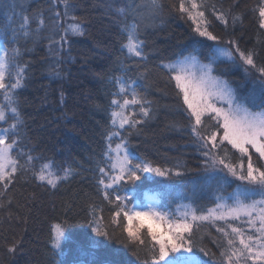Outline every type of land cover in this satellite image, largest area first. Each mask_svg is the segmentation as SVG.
Segmentation results:
<instances>
[{
	"label": "snow or ice",
	"instance_id": "6c2138e0",
	"mask_svg": "<svg viewBox=\"0 0 264 264\" xmlns=\"http://www.w3.org/2000/svg\"><path fill=\"white\" fill-rule=\"evenodd\" d=\"M50 3L52 15L48 21L43 13L23 15L18 24L13 23V17H8L0 31V208L4 207L3 197L20 173L30 174L36 182L52 189L74 174L70 165L58 167L54 161L33 155L31 151L27 154L18 151L24 125L19 90L25 86L28 67L23 57L25 52L32 51L31 48L21 49L20 38H24L25 44L31 41L33 45L48 41L49 54L57 58L48 71L59 78L58 61L65 45L70 44L69 37L85 35L83 21L74 14L73 0H50ZM166 7L178 12L182 18L186 16L195 25L193 31L202 38L193 41L190 51L178 53L174 59L161 62L157 67L166 83L174 88L176 111L187 120V130L199 156L203 157L193 178L192 193L183 198L189 202L178 204L173 213L163 210L157 199L171 196L167 189L146 197L154 201L146 204L134 202L133 196L127 193L126 186L136 184L142 178L148 181L152 176L182 177L187 173L180 162L175 168H163L130 151L121 130H135L137 125L144 123L151 116V101L137 91L135 79L125 80L123 76L115 77L114 81L118 92L111 100L114 106L112 129L105 136L103 161L97 165L98 191L114 209L111 224L122 229L128 244L145 250L144 264H208V260L197 253L211 259L213 264H264V66L257 65L253 51H242L236 41H223L209 30L206 26L208 6L204 0H179L178 4L167 6L164 0H109L106 11L115 14L122 53L126 52L128 58L143 64L141 78L146 79L150 71L146 65L149 57L145 53L142 30L155 26ZM253 11L258 13L259 28L264 30V0H258ZM212 14L227 27L228 17L224 12H218L215 5ZM220 65L229 67L218 71ZM241 65L247 75L257 74L247 94H242L227 79L230 68ZM136 105L139 106L138 116L135 109L128 111L130 106ZM180 126L179 122L172 125ZM113 136L121 137L115 147ZM229 187H232L231 191H228ZM201 192L211 194L214 206L205 210V206L195 205L196 194ZM102 211L91 206L88 226L95 237L111 239L109 231L100 226ZM176 215L182 219H175ZM217 221L223 223L217 224ZM232 221L245 222L248 230ZM197 222H211L223 237L218 245V257L210 255L196 242ZM67 223L65 220L64 224ZM64 224L50 225L49 244L54 254L62 249ZM145 230L148 239L144 238ZM85 241L90 247L82 250L81 255L86 259L80 264H121L117 259L96 258L93 249L103 245L90 237ZM17 244L8 247V253H14ZM134 255L140 258L138 251Z\"/></svg>",
	"mask_w": 264,
	"mask_h": 264
},
{
	"label": "trees",
	"instance_id": "16d2710c",
	"mask_svg": "<svg viewBox=\"0 0 264 264\" xmlns=\"http://www.w3.org/2000/svg\"><path fill=\"white\" fill-rule=\"evenodd\" d=\"M108 2L73 0L74 14L83 21L85 35L69 37L70 44L65 45L58 61L59 78L48 71L49 65L56 63L57 58L49 54L47 40L37 45L31 41L25 44L22 37L19 40L22 50L31 48L32 51L25 52L23 57L28 67L25 86L19 90L24 125L18 151L25 154L31 151L33 155L54 161L58 167L70 165L74 174L55 189L41 185L30 174L17 175L10 191L3 197L4 207L0 208V264H80L86 259L81 255L82 250L90 247L86 237L103 245L93 249L98 259H117L121 264H144L145 250L128 244L122 229L111 224L114 209L104 200L96 183L99 176L97 165L103 161L106 150L105 136L112 129L111 111L114 106L111 100L118 92L114 82L117 76H123L125 80L135 79L137 91L151 101V116L144 123L137 125L135 130H121L129 142L130 151L163 168H175L180 162L187 173L182 177L152 176L148 181L142 178L136 184L126 186L127 193L133 196L135 202L143 195L149 193L156 196L157 192L167 189L172 195L157 199L163 210L173 213L178 204L189 202L183 198L192 193L193 178L198 173L201 156L187 130V120L176 111L174 88L166 83L157 67L161 62L174 59L178 53L190 51L193 41L202 38L193 31L195 25L186 16L182 18L178 12L166 7L155 26L142 30L145 53L149 57L146 65L150 71L146 79L141 78L144 66L138 64L135 58H128L126 52L122 53L120 29L114 12L106 11ZM204 2L208 6L206 26L209 30L223 41H236L242 51H253L257 65L264 66V30L259 28L258 13L253 11L258 0ZM164 3L166 6L178 4L179 0H164ZM4 5L15 7L6 8ZM213 5L228 17L227 27L212 14ZM51 7L50 0H0V31L8 17H13V23L18 24L23 15L43 13L48 21L52 15ZM59 10L62 12L63 7L60 6ZM226 67L229 66L220 65L218 71ZM244 73L242 67L230 68L227 79L242 94H247L252 82L244 77ZM131 107L138 116L139 106ZM174 122H179L181 126L172 127ZM112 139L115 147L121 137L113 136ZM39 166L38 163L37 168ZM230 190L231 187L228 188ZM93 205L98 210L103 209L100 226L109 231L111 239L95 237L91 232L88 221ZM195 205L205 206V210L214 206L211 194L197 193ZM97 215L101 213L98 211ZM65 220L67 224H64ZM53 223L64 224L65 233L75 236L79 246L75 244L73 248L62 242L61 251L54 254L49 244V230ZM197 223L196 242L210 255L218 257V245L223 237L211 222ZM232 223L248 230L245 222ZM143 235L148 239L146 230ZM13 244H17V250L8 253L7 248ZM137 251L139 259L134 255ZM197 255L207 259L208 264H213L211 259L200 253Z\"/></svg>",
	"mask_w": 264,
	"mask_h": 264
},
{
	"label": "rangeland",
	"instance_id": "374dc122",
	"mask_svg": "<svg viewBox=\"0 0 264 264\" xmlns=\"http://www.w3.org/2000/svg\"><path fill=\"white\" fill-rule=\"evenodd\" d=\"M225 46H228L227 44H225ZM239 63V62H238ZM240 67H242V69L244 70V68H243V66L241 65ZM256 75L257 74H254L253 72H252V74L251 75H247L246 73H244V77L246 78V79H249L250 80V82H252L253 81V79H255L256 78ZM133 109H132V107L130 106L129 107V109H128V111L129 112H131ZM203 160V157H200V160H199V162H200V164L198 165V168L200 169V166H201V161ZM199 169H198V171H199ZM233 187H234V185H233ZM231 190H232V187H231ZM230 190V191H231ZM129 193V192H128ZM146 197H153L152 195H147ZM146 197H145V199H146ZM149 202H154V201H150L149 199H146V203H149ZM131 206V205H130ZM176 212V211H175ZM174 212V213H175ZM175 219L177 218H180V219H182V216H180V215H176L175 217H174ZM247 225V224H246ZM63 242H66V244H67V246H70V247H75V244L76 245H78L79 243H77L76 242V237L75 236H73L72 234H67V233H65V238H64V240H63ZM79 246V245H78ZM249 263H251V262H248V264Z\"/></svg>",
	"mask_w": 264,
	"mask_h": 264
}]
</instances>
